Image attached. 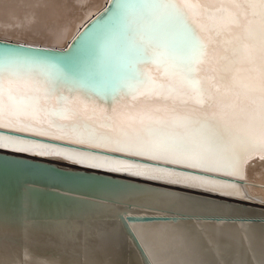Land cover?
<instances>
[{
    "label": "bare ground",
    "instance_id": "obj_1",
    "mask_svg": "<svg viewBox=\"0 0 264 264\" xmlns=\"http://www.w3.org/2000/svg\"><path fill=\"white\" fill-rule=\"evenodd\" d=\"M106 1L0 0V38L62 48ZM254 11L258 10H248L249 19H253ZM226 54L230 55L221 38L200 66V75L212 86L217 106H222L237 126L245 127L259 101L260 50L253 46L235 57L230 85L219 79L218 72V58ZM147 67L158 80L168 81L169 75L161 69ZM65 92L85 101L75 104V111L91 115L90 108L95 107L96 123L107 124L104 116L108 103L96 98L87 101L86 94L80 92ZM188 92L193 106L207 107V96L195 95L190 88ZM158 103L139 94L123 95L111 103V108L118 112L119 122L127 125L133 112L128 105L145 109ZM97 130L104 132L106 127ZM37 136L95 148L80 143L79 136L56 130ZM6 142L14 148L29 146L17 140ZM32 150L42 151L34 146ZM43 152L41 155H73L61 148ZM0 154L32 162H4L9 166H0V264H264V148L258 140L227 153L225 162L216 167L235 180L243 179L240 183L195 181L176 171L156 172L139 164L123 167L191 185L192 189L219 191L227 197L95 174L66 165L62 158ZM82 159L89 164L101 162L99 156ZM144 216L166 219L143 222L140 219Z\"/></svg>",
    "mask_w": 264,
    "mask_h": 264
},
{
    "label": "snow or ice",
    "instance_id": "obj_2",
    "mask_svg": "<svg viewBox=\"0 0 264 264\" xmlns=\"http://www.w3.org/2000/svg\"><path fill=\"white\" fill-rule=\"evenodd\" d=\"M114 9L109 28L112 39L105 41V51H114L123 58L120 79L129 87L118 88L113 95L119 98L121 91L125 96L139 94L158 101V105L145 109L128 105L133 112L127 125H122L110 98L101 97L109 109L104 116L107 124L98 125L95 107L90 108L91 115L79 113L73 106L85 101L65 95V91L74 94L80 90L74 86V65L57 69L42 57L43 50H29L27 55L0 63V129L13 128L34 135L56 130L79 136L80 143L95 148L207 171L222 165L227 153L254 141L264 148V0H116ZM249 9L258 10L253 19L248 18ZM221 38L225 52L230 53L218 58L219 79L225 85L232 82L235 57L253 46L258 45L260 50L259 101L245 127L237 126L227 111L217 106L212 86L200 75V66ZM149 65L164 68L169 73L168 81L154 77ZM189 88L195 95L209 98L206 108L192 105ZM93 99L86 94L87 101ZM98 127H106V131L99 132ZM17 139L11 134L7 137L10 144ZM4 140L5 136L0 135V148L5 146ZM21 143L29 146L16 151L29 152L33 146L42 150L34 154L57 147L34 140ZM65 151L73 154L64 155L68 162L97 157L87 149ZM99 159L101 162L89 167L120 171L132 163L108 155ZM143 167L170 171L149 164ZM180 174L191 175L186 171ZM193 178L205 179L199 175Z\"/></svg>",
    "mask_w": 264,
    "mask_h": 264
},
{
    "label": "water",
    "instance_id": "obj_3",
    "mask_svg": "<svg viewBox=\"0 0 264 264\" xmlns=\"http://www.w3.org/2000/svg\"><path fill=\"white\" fill-rule=\"evenodd\" d=\"M116 0H107L103 8L94 13L87 21L83 23L82 26L78 29L77 33L74 37L69 40L66 46L62 48H53V47H44L40 45H30L27 43L15 42L13 40H4L0 38V63H2L5 59H16L18 57L29 54V50H43L40 54L44 59H46L49 63L57 66V69L63 68L66 64H73L75 70V81L74 85L76 88L80 89L79 91L83 94H90L94 98L101 101V97L110 98L111 103L115 100L119 99L120 96H123V92L119 98L113 95L114 91L118 88H128V82L120 79L122 67L124 64L123 58L115 53L114 51H105V41L111 40V34L109 33L111 16L114 9V4ZM154 68H157L155 65H151ZM161 69L163 74L169 75L164 68ZM51 71H56V69H52ZM67 87H73V85H68ZM65 95L67 93L65 92ZM106 103V102H105ZM14 135L18 137L17 141H28L34 140L39 142H45L53 145H57L55 148L67 149V148H75V149H87L89 152H94L97 156L108 155V156H116L124 160H129L131 164H139V165H153L155 167L167 168L172 171H176L179 173L188 172L191 175L188 177L192 180H206L211 179L220 182H228L235 183L234 181H238L240 183L243 179H236L234 176L225 174L224 172L215 169L213 171L199 170V169H191L184 168L182 165H170L166 164L159 160H150L147 157L141 156H131L125 153H115L104 149L91 148L79 144L64 142L56 139H50L46 137L37 136L30 133L19 132L12 129L3 128L0 129V135L5 136L4 147L0 148V151L14 153L18 155H24L28 157L24 158H38V159H50V158H62V163L78 168H82L84 170H92L93 173H103L107 175H118L123 177L135 178L139 180H146L157 182L160 184L171 185L179 188H188L179 184L173 183L172 180L168 178H152L147 179L145 177H151L144 173L140 172H132L127 169L122 168L120 171H108L106 168H93L89 167V163L85 162H68L61 155L51 154L50 152L46 155L34 154L39 153L38 150H32L29 152H19L16 151L14 147L9 146L6 139L8 135ZM27 160L21 157H15L10 155L0 154V166H9L6 163H16V164H26L32 162H26ZM132 173H140V175H134ZM202 176L205 179H194L193 176ZM240 180V181H239ZM164 181H169L165 183ZM201 189H204L202 187ZM201 189H192L198 192H204L215 196L227 197L226 194H221L222 192L213 191L211 189L201 190ZM131 220L130 217H128ZM133 219V218H132ZM162 219H166L161 216H144L140 220L143 222H154ZM136 240V239H135ZM137 242V241H136ZM138 243V242H137Z\"/></svg>",
    "mask_w": 264,
    "mask_h": 264
},
{
    "label": "rangeland",
    "instance_id": "obj_4",
    "mask_svg": "<svg viewBox=\"0 0 264 264\" xmlns=\"http://www.w3.org/2000/svg\"><path fill=\"white\" fill-rule=\"evenodd\" d=\"M249 203H252V202L250 201ZM252 204H254V203H252Z\"/></svg>",
    "mask_w": 264,
    "mask_h": 264
}]
</instances>
